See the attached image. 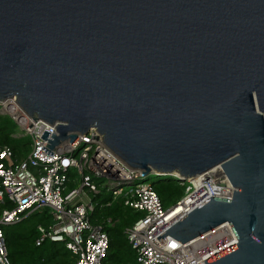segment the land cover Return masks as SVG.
I'll use <instances>...</instances> for the list:
<instances>
[{
  "label": "water",
  "instance_id": "obj_1",
  "mask_svg": "<svg viewBox=\"0 0 264 264\" xmlns=\"http://www.w3.org/2000/svg\"><path fill=\"white\" fill-rule=\"evenodd\" d=\"M12 96L54 126L48 150L94 127L143 176L233 188L155 239L227 223L235 244L203 264H264V0H0Z\"/></svg>",
  "mask_w": 264,
  "mask_h": 264
},
{
  "label": "built area",
  "instance_id": "obj_2",
  "mask_svg": "<svg viewBox=\"0 0 264 264\" xmlns=\"http://www.w3.org/2000/svg\"><path fill=\"white\" fill-rule=\"evenodd\" d=\"M2 111L22 132L13 137H27L29 149L16 159L9 147L0 145V264H10L3 229L43 209L50 222L36 226V246L46 239L63 243L74 256L72 264H102L108 247L103 227L111 221L92 223L89 219L97 205L90 195L97 194L98 188L110 193L112 200L121 198L124 206L141 214L124 232L134 251L135 264H203L235 244L227 223L181 244L167 236L155 239L175 219L208 197L231 198L234 189L215 186L208 172L186 179L170 175L184 190L173 206L164 209L145 180L148 175L130 168L109 150L94 127L77 135L73 142L61 141L48 150L54 126L38 118L33 121L16 103L15 96L0 100V115ZM68 173L74 174L76 186L72 189L67 188ZM93 178L99 179V184Z\"/></svg>",
  "mask_w": 264,
  "mask_h": 264
},
{
  "label": "trees",
  "instance_id": "obj_3",
  "mask_svg": "<svg viewBox=\"0 0 264 264\" xmlns=\"http://www.w3.org/2000/svg\"><path fill=\"white\" fill-rule=\"evenodd\" d=\"M17 127L6 115H0V145L11 149L16 159L24 156L29 147L25 136L13 137ZM20 135V134H19ZM68 189L76 186L74 174L68 173ZM157 196L161 206L167 209L173 206L183 195L184 186H179L172 176L150 174L145 179ZM99 179L93 182L99 184ZM95 195H90L93 203L102 204L94 208L89 216L92 223L110 219L111 225L103 227L107 235L108 247L102 264H135L134 251L130 248L125 237V229L129 228L139 217L140 213L133 211L122 203L121 198L112 200L110 193L98 188ZM41 213H31L19 223L3 229L7 258L10 264H72L74 256L64 247L63 243L43 240L35 245L37 238L36 226H47L50 216L46 209Z\"/></svg>",
  "mask_w": 264,
  "mask_h": 264
},
{
  "label": "rangeland",
  "instance_id": "obj_4",
  "mask_svg": "<svg viewBox=\"0 0 264 264\" xmlns=\"http://www.w3.org/2000/svg\"><path fill=\"white\" fill-rule=\"evenodd\" d=\"M1 114H3V115H7V116L9 115V114H8L7 112H5V111H2ZM9 117H10V116H9ZM21 127H22V126H21ZM21 131H23V130L21 129ZM23 132H24V131H23ZM20 133L22 134V132H20V131H19V128L17 127V130H16L15 135H18V134H20ZM19 159H20V158H19ZM148 176H149V175H148ZM148 176H147V177H148ZM35 213L38 214V213H41V212H37V211H36Z\"/></svg>",
  "mask_w": 264,
  "mask_h": 264
}]
</instances>
